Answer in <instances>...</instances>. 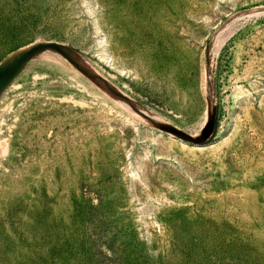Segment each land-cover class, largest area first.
<instances>
[{"label": "rangeland", "instance_id": "rangeland-1", "mask_svg": "<svg viewBox=\"0 0 264 264\" xmlns=\"http://www.w3.org/2000/svg\"><path fill=\"white\" fill-rule=\"evenodd\" d=\"M41 41L75 57L0 93V264H264V0H0V65Z\"/></svg>", "mask_w": 264, "mask_h": 264}, {"label": "water", "instance_id": "water-1", "mask_svg": "<svg viewBox=\"0 0 264 264\" xmlns=\"http://www.w3.org/2000/svg\"><path fill=\"white\" fill-rule=\"evenodd\" d=\"M60 44H57L53 41H45V42H37L36 44L30 46L26 49L15 61L9 63L7 65H0V93L2 90L16 77V75L21 71L24 65L29 61L31 57H33L36 53L43 51L45 49H55L62 55L67 58H70L68 55L63 53L60 49ZM210 61L207 60V67L209 66ZM215 129V119L211 117L210 120L206 123V125L202 129L201 137L196 138L192 134L187 131H183L180 129H176L171 127H166L165 130L167 133L173 134L175 137L191 143V144H199L208 140L214 133Z\"/></svg>", "mask_w": 264, "mask_h": 264}, {"label": "bare ground", "instance_id": "bare-ground-1", "mask_svg": "<svg viewBox=\"0 0 264 264\" xmlns=\"http://www.w3.org/2000/svg\"><path fill=\"white\" fill-rule=\"evenodd\" d=\"M42 42H45V41H42ZM57 43V42H56ZM34 44H36V43H33V44H30V45H28V46H26V47H24V48H22V49H20V50H18V51H16L15 53H13V54H11L7 59H5V61H3V63L1 64V65H7V64H9V63H12L13 61H15L26 49H28L30 46H32V45H34ZM57 44H59V43H57ZM61 45V44H60ZM59 45V46H60ZM60 49H61V51H63V53H65L66 55H68L70 58H74L75 57V54L72 52V51H70V50H68V49H66V48H64L63 47V45H61L60 46ZM210 113H212V112H210ZM212 115H209V120H210V117H211ZM208 120V121H209ZM206 125V124H205ZM177 129V128H176ZM202 133V132H201ZM170 135H172V136H174L173 134H170ZM194 137H196V138H200L201 137V134L199 135V136H194Z\"/></svg>", "mask_w": 264, "mask_h": 264}]
</instances>
